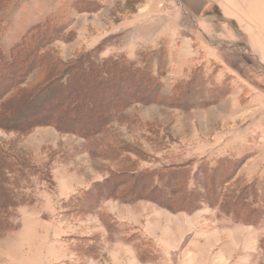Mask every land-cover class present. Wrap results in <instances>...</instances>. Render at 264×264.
Returning a JSON list of instances; mask_svg holds the SVG:
<instances>
[{
	"label": "rangeland",
	"instance_id": "1",
	"mask_svg": "<svg viewBox=\"0 0 264 264\" xmlns=\"http://www.w3.org/2000/svg\"><path fill=\"white\" fill-rule=\"evenodd\" d=\"M105 1L9 0L0 12L6 51L49 16L58 27L45 49L61 64L124 56L144 68V60L157 58L150 68L159 89L152 102L111 112L104 130L89 138L51 125L0 127V151L28 158L50 176L9 178L24 200L8 211L13 228L0 230V264H264V0H208L195 17L204 32L194 24L171 27V44L153 38L158 26L138 18L145 0ZM85 4L100 9L81 11ZM169 9L174 27L181 26L175 0ZM164 168L187 172L182 188L198 199L196 209L169 210L146 197L120 201L118 193L83 211L74 206L103 190L112 173ZM177 182L162 187V198L179 194ZM241 191L234 215L220 202ZM214 194L213 204L207 197Z\"/></svg>",
	"mask_w": 264,
	"mask_h": 264
},
{
	"label": "trees",
	"instance_id": "2",
	"mask_svg": "<svg viewBox=\"0 0 264 264\" xmlns=\"http://www.w3.org/2000/svg\"><path fill=\"white\" fill-rule=\"evenodd\" d=\"M9 4V0H0V12ZM86 4L81 11L100 9L99 5ZM72 6L76 8L75 3ZM57 27V23L46 16L42 22L28 28L20 41L12 44L9 50H4L0 43V127L3 130L25 132L35 126L51 125L58 131L73 132L89 138L104 130L107 116L111 112L121 110L134 101H153V91L159 89L151 76L150 63L157 58H150L147 62L144 60V68L126 61L124 56L110 57L103 61L80 56L63 65L45 49L55 40ZM35 69H40L39 77L27 88H20ZM124 84L132 88L131 92L125 89ZM94 110L99 114L93 113ZM29 161L28 158L9 155L5 150L0 151V230L13 228L8 219V211L17 208L24 200L9 189V178L25 176L28 171H33L40 174L44 181L50 179L46 167L41 169V165ZM170 169H124L112 173L105 181L103 190L91 191L90 195L78 198V205L74 206L83 211L86 205H96L99 199L116 196L118 193L120 201L130 202L146 197L169 210L193 211L198 207V199L192 192L183 190L181 182L187 177V172L178 168ZM212 174L211 180L217 184L220 176L214 172ZM152 177H156V181ZM176 181L174 190L179 191V194L169 201L162 198V187L175 184ZM144 190L147 192L145 195ZM208 191L211 193L213 188L209 186ZM210 195L207 199L216 203V195ZM230 196L227 201L220 203L226 202L228 211L232 209L234 215H238L237 208L245 197L242 191ZM95 197L97 200L92 202Z\"/></svg>",
	"mask_w": 264,
	"mask_h": 264
},
{
	"label": "crops",
	"instance_id": "3",
	"mask_svg": "<svg viewBox=\"0 0 264 264\" xmlns=\"http://www.w3.org/2000/svg\"><path fill=\"white\" fill-rule=\"evenodd\" d=\"M175 2L181 12L179 15L184 17V20H181V26L174 27L177 21L175 19H173L174 21L171 20V9H169L171 0H145L140 6L142 9L145 8V10H147L144 12L145 14L138 16V18L144 22V25H148L151 22L156 24L158 26L156 31L157 35L154 33L153 38L163 37L168 44H171V31L173 30V32H176L177 28L179 29L194 24L195 27L200 28V30L204 32L203 28L200 27L201 23L195 17L207 7L208 0H175ZM104 3L106 4V1ZM181 6L183 8H181ZM174 36H176V34H174Z\"/></svg>",
	"mask_w": 264,
	"mask_h": 264
}]
</instances>
